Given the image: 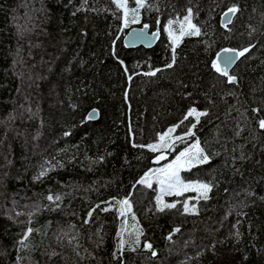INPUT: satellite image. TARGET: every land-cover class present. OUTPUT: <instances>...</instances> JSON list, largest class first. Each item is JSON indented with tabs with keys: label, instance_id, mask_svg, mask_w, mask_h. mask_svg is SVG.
<instances>
[{
	"label": "trees",
	"instance_id": "1",
	"mask_svg": "<svg viewBox=\"0 0 264 264\" xmlns=\"http://www.w3.org/2000/svg\"><path fill=\"white\" fill-rule=\"evenodd\" d=\"M143 25L159 42L126 49ZM227 47L248 49L236 82L213 67ZM262 119L264 0H0V264H264ZM197 141L208 161L182 173L209 198L158 211L139 181Z\"/></svg>",
	"mask_w": 264,
	"mask_h": 264
},
{
	"label": "snow or ice",
	"instance_id": "2",
	"mask_svg": "<svg viewBox=\"0 0 264 264\" xmlns=\"http://www.w3.org/2000/svg\"><path fill=\"white\" fill-rule=\"evenodd\" d=\"M137 4L142 6V0H136ZM121 7H123L124 5H119ZM135 11V10H133ZM238 11V9L233 6L231 8H229L227 10V12L224 13V18L225 20H228V22H230V20L228 19L230 14H235ZM191 12V10H189V13ZM185 22L187 23L188 29H190V31L185 32L182 30L181 35H199L200 30L198 28H196L195 25H193L191 23V16L189 14V16L185 17ZM125 24H127V13L125 14ZM225 27H227V23H225L224 25ZM169 35L172 36V32L169 29ZM178 38L177 37H173V43L175 44L177 42ZM225 52L228 51H233V50H224ZM248 49H244L243 51H241L239 53V55H243L245 52H247ZM232 62V58L228 57L224 60L225 64H229ZM167 67H172L171 64L167 65ZM213 67L216 69L217 72H221L223 75L227 76L228 79L230 81H234L235 77L233 76H228V72L226 70V68H221L219 63L214 62L213 63ZM159 71V69L157 70ZM151 75H155V72L150 73ZM254 111H259V109H254ZM95 114V110H93V113L89 114V119L93 118V115ZM207 113H202V112H197V110L195 108L190 109L188 114L185 116V119L188 118V116H192L195 115L197 118V121L199 120V117L201 115H206ZM181 123H183V121H181ZM259 126L261 129H264V119L259 121ZM179 127V125L173 126L172 128H169L167 130V132L160 134L159 135V139L158 142L155 144H149V145H139V147H147L148 149H150L153 152H157V151H162L164 149H169L174 147V142L175 141H182L185 137L183 136H177L175 137V141H172L171 139V134L175 131V128ZM193 127H195V125H193ZM193 135L191 129L189 130L188 133L185 134V136H191ZM165 157L163 156V154H161L160 156H157V160H161L164 159ZM208 161V157L204 154V150L202 148H200L199 146V142L197 141V143L193 144L190 148H185L184 151H181L179 153V155L176 156V159L174 161H172V163L168 164L166 167L158 169L157 171L160 173V177H159V182L161 184V197H158V211H164L165 209H171V208H176V204L175 203H163L162 202V196L165 193L171 194V192L173 190H183V191H187L189 189H193V190H203V192L201 193V196L204 200H207L208 197V192L210 191V185L208 184H201V183H196V184H185L183 183L180 178H179V170L181 167L184 166H191L193 163H197V164H202ZM148 176V174H145V178H141V180L139 181V183L141 184H148L149 187H151V184L148 182V179L146 178ZM177 194H180V191H177ZM49 200H52L53 197L49 196L48 197ZM55 199H59V197L57 196ZM120 205L121 208L123 209L125 206L128 207V209L130 210V204L129 201L127 199L120 201ZM183 210L185 213H195L197 211V209L195 208V206L189 208L188 206V202L185 201L184 205H183ZM123 214V212H122ZM89 215H91V213H89ZM29 232L31 231V229L28 230ZM123 244V241L121 242V245ZM147 248H151V244H146L145 245ZM153 255H155V253H153Z\"/></svg>",
	"mask_w": 264,
	"mask_h": 264
},
{
	"label": "water",
	"instance_id": "3",
	"mask_svg": "<svg viewBox=\"0 0 264 264\" xmlns=\"http://www.w3.org/2000/svg\"><path fill=\"white\" fill-rule=\"evenodd\" d=\"M225 12H227V11H225ZM224 13L221 15L220 23L224 29H227V27L229 25H231L236 13L230 14V16L228 18L230 20V22H228V20H225ZM225 23H227V27L224 26ZM161 34L162 33H161L160 28L151 29L148 25L135 26V27L130 28L128 30V32L124 35L123 44H124L126 49H135V48H139V47H144L145 49H152L159 42V40L161 38ZM224 50H233V51L225 52ZM243 50L242 49H236V48H230V47L223 48L216 54L214 62L219 63L221 68H226V70L228 72V76L235 77L234 75H231V72L234 70L236 65L248 53V51H247L243 55H239V53ZM228 57L232 58V62L229 64H225L224 60ZM218 73L223 75L221 72H218ZM230 82H236V77H235L234 81H230ZM93 110H95V114L93 115V118L89 119V114L93 113ZM99 116H100V112H99V109L96 107L92 108L87 114V118L90 121L98 120Z\"/></svg>",
	"mask_w": 264,
	"mask_h": 264
},
{
	"label": "rangeland",
	"instance_id": "4",
	"mask_svg": "<svg viewBox=\"0 0 264 264\" xmlns=\"http://www.w3.org/2000/svg\"><path fill=\"white\" fill-rule=\"evenodd\" d=\"M163 156H165V155H163ZM170 163H172V162H170ZM170 163H168V164H170ZM168 164H166L164 167H166ZM164 167H163V168H164ZM187 167H189V166L181 167L180 170H179V178H180V180H181L183 183H185V184H196V183L205 184V183L202 182V181H189V180L184 179V177H183V173H182V170L185 169V168H187ZM158 169H160V168H157L156 171H155L152 175H150L147 179H148V182H149V183H150V182H156V183H157L158 192H159V193H158V197H161V184H160V182H159L160 173L157 171ZM177 191H180V193H181V192H185V191H183V190H173L171 193H177ZM187 191H192V194H193L194 196H198V197L201 196V193L203 192L202 189H201V190H193V189H189V190H187ZM166 195H168V193L163 194L162 198H164Z\"/></svg>",
	"mask_w": 264,
	"mask_h": 264
},
{
	"label": "bare ground",
	"instance_id": "5",
	"mask_svg": "<svg viewBox=\"0 0 264 264\" xmlns=\"http://www.w3.org/2000/svg\"><path fill=\"white\" fill-rule=\"evenodd\" d=\"M26 262V261H25ZM23 264V263H22ZM30 264V263H29Z\"/></svg>",
	"mask_w": 264,
	"mask_h": 264
}]
</instances>
